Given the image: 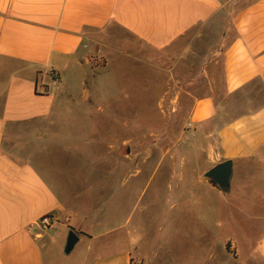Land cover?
Returning a JSON list of instances; mask_svg holds the SVG:
<instances>
[{
	"label": "crops",
	"instance_id": "crops-1",
	"mask_svg": "<svg viewBox=\"0 0 264 264\" xmlns=\"http://www.w3.org/2000/svg\"><path fill=\"white\" fill-rule=\"evenodd\" d=\"M125 63L148 94L188 101L191 126L165 137L164 167L150 174L164 176L165 207L182 225L194 221L197 239L221 236L229 264H264V0H0V264H53L49 248L63 238L64 252L70 230L78 240L67 255L81 243L80 264H148L135 229L103 221L109 197L75 210L95 175L103 182L117 169L88 167L70 199L32 163L68 152L53 130L64 105L82 115L108 109L100 89H116ZM81 91L100 104L63 102ZM223 161L231 173L221 189L206 173ZM152 192L156 204L160 189ZM45 214L53 223L42 231ZM218 261L213 252L207 264Z\"/></svg>",
	"mask_w": 264,
	"mask_h": 264
},
{
	"label": "rangeland",
	"instance_id": "rangeland-1",
	"mask_svg": "<svg viewBox=\"0 0 264 264\" xmlns=\"http://www.w3.org/2000/svg\"><path fill=\"white\" fill-rule=\"evenodd\" d=\"M89 66L92 67V63ZM121 68L123 73L116 79V89H100L102 94L108 96V109L92 110L82 115L79 111H71L67 105L63 106L59 123L54 125L53 130L54 134L66 139L64 147L68 146L69 150L59 149L50 154L36 155L32 159L34 167L45 173L50 172L60 190L70 199L73 190L85 188L83 175L88 167L117 169L103 182L96 175L91 177L93 182L82 199L75 201V210L82 215L90 211L88 206L82 207V203L91 204L93 209L94 203L104 202L109 197L105 203L103 221L113 225L121 220L125 223L123 231L135 229L134 236L138 237L136 245L141 249L140 253L146 256L148 264H207L213 252L215 258L219 259L218 264L231 263V257L222 248L224 240L221 236L214 233V236L208 237L205 234L203 240L197 239L195 222L188 220L182 225L179 211H169L165 207L164 176L156 175L150 181L151 171L157 166L161 169L164 167L162 159H159L167 146L165 137L175 136L182 126L186 127L188 101L179 96L148 94L142 90L143 85H147L143 75L131 70L132 66L128 63L121 65ZM163 84L165 81L161 80L160 87ZM120 91L131 96L122 100L120 96L124 93L121 95ZM84 100L93 105L100 104L99 97L86 96L84 91L65 97L63 102L79 105ZM122 122L130 126L123 128ZM132 138L130 143H124ZM120 153L132 155L130 159H124ZM110 188H114L113 197H110ZM154 188L160 189L156 204L151 203L155 199ZM63 242V238H54L49 248L47 255H51L53 264H80L84 246L80 243L70 255H66L62 249ZM237 242L242 253L245 241L240 239ZM201 248L203 254L197 256L196 250ZM244 258L243 255L239 257Z\"/></svg>",
	"mask_w": 264,
	"mask_h": 264
},
{
	"label": "water",
	"instance_id": "water-1",
	"mask_svg": "<svg viewBox=\"0 0 264 264\" xmlns=\"http://www.w3.org/2000/svg\"><path fill=\"white\" fill-rule=\"evenodd\" d=\"M231 173V162L230 161H223L216 165L215 167L211 168L207 173V177H212L215 179L217 185L221 188H227L228 186V179ZM78 240L77 234L73 231L70 230L68 232L67 238H66V243L64 246V253L67 255L69 254L75 243Z\"/></svg>",
	"mask_w": 264,
	"mask_h": 264
},
{
	"label": "built area",
	"instance_id": "built-area-1",
	"mask_svg": "<svg viewBox=\"0 0 264 264\" xmlns=\"http://www.w3.org/2000/svg\"><path fill=\"white\" fill-rule=\"evenodd\" d=\"M49 83L51 86H57L61 82L60 75L55 70L48 71ZM190 123H187V127H190ZM53 223V219L49 214L41 216L38 220V225L42 230L48 229V227Z\"/></svg>",
	"mask_w": 264,
	"mask_h": 264
},
{
	"label": "trees",
	"instance_id": "trees-1",
	"mask_svg": "<svg viewBox=\"0 0 264 264\" xmlns=\"http://www.w3.org/2000/svg\"><path fill=\"white\" fill-rule=\"evenodd\" d=\"M226 247L228 248V245H226Z\"/></svg>",
	"mask_w": 264,
	"mask_h": 264
}]
</instances>
